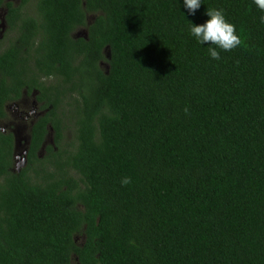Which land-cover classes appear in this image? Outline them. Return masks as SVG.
<instances>
[{
	"label": "trees",
	"instance_id": "trees-1",
	"mask_svg": "<svg viewBox=\"0 0 264 264\" xmlns=\"http://www.w3.org/2000/svg\"><path fill=\"white\" fill-rule=\"evenodd\" d=\"M30 2L0 0V120L25 94L42 110L20 168L0 130V264H264V12ZM207 8L244 41L219 60L190 33Z\"/></svg>",
	"mask_w": 264,
	"mask_h": 264
},
{
	"label": "rangeland",
	"instance_id": "rangeland-1",
	"mask_svg": "<svg viewBox=\"0 0 264 264\" xmlns=\"http://www.w3.org/2000/svg\"><path fill=\"white\" fill-rule=\"evenodd\" d=\"M15 5L21 4L22 0H12ZM33 0H31L28 10L34 11ZM5 13V7L0 9V26L1 34L0 36V50L4 49L14 38V34L10 35L8 38V33L6 31V26L2 22V15ZM2 14V15H1ZM95 17L94 13L89 14L88 20L92 21ZM74 34L76 36H86V27L77 29ZM106 65V64H105ZM107 66V65H106ZM42 114L40 109V104L36 101L33 95H25L21 100L10 102L7 104V116L0 120V130L5 132H14L16 137L15 146V165L20 168L25 163L23 152H26V144L29 140L30 129L33 122ZM52 133L48 135V143L52 141ZM46 155L45 150H42L41 156ZM83 240L81 235H77V242L80 243Z\"/></svg>",
	"mask_w": 264,
	"mask_h": 264
},
{
	"label": "clouds",
	"instance_id": "clouds-1",
	"mask_svg": "<svg viewBox=\"0 0 264 264\" xmlns=\"http://www.w3.org/2000/svg\"><path fill=\"white\" fill-rule=\"evenodd\" d=\"M256 7L264 12V0H253ZM201 6V0H184V7L191 15H195ZM205 15L209 17L202 24H194L190 28L191 35L198 43L214 45L209 47L208 52L214 60L221 58L220 51L229 52L244 43L241 36L237 33L236 26L225 16L224 11L218 8H207ZM261 22L264 23V16H261ZM187 112V109H185ZM131 183L130 177L121 180L122 185Z\"/></svg>",
	"mask_w": 264,
	"mask_h": 264
},
{
	"label": "flooded vegetation",
	"instance_id": "flooded-vegetation-1",
	"mask_svg": "<svg viewBox=\"0 0 264 264\" xmlns=\"http://www.w3.org/2000/svg\"><path fill=\"white\" fill-rule=\"evenodd\" d=\"M8 1H11L12 2V0H8ZM13 3V2H12ZM14 4V3H13ZM15 5V4H14ZM19 5V4H18ZM5 7V13H4V15H2V22L5 24V26H6V29H7V23H6V15H7V12H8V8L6 7V5H3V6H0V9H2V8H4ZM1 25V24H0ZM0 28H1V26H0ZM1 29H0V36H2L3 34H1ZM24 93H26V92H24ZM26 95V94H25ZM21 100V99H20ZM6 109H7V105H6ZM3 131V130H2ZM3 132H5V131H3ZM8 132H10V131H8ZM14 133V132H13ZM14 136H15V133H14ZM15 146H16V137H15ZM27 147H28V144H26V150H27ZM15 155V154H14ZM23 156H24V158H25V156H26V152H23ZM14 158H15V160H16V157L14 156Z\"/></svg>",
	"mask_w": 264,
	"mask_h": 264
},
{
	"label": "water",
	"instance_id": "water-1",
	"mask_svg": "<svg viewBox=\"0 0 264 264\" xmlns=\"http://www.w3.org/2000/svg\"><path fill=\"white\" fill-rule=\"evenodd\" d=\"M25 160V159H24Z\"/></svg>",
	"mask_w": 264,
	"mask_h": 264
}]
</instances>
